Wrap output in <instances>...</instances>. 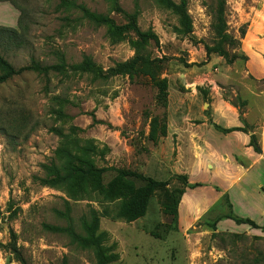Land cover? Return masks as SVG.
I'll use <instances>...</instances> for the list:
<instances>
[{"label":"rangeland","instance_id":"374dc122","mask_svg":"<svg viewBox=\"0 0 264 264\" xmlns=\"http://www.w3.org/2000/svg\"><path fill=\"white\" fill-rule=\"evenodd\" d=\"M187 1L190 35L183 32L179 15L159 0L0 2V27L18 31L16 39L0 43V55L16 68L32 60L61 67L0 84V243L10 242L13 229L26 264L65 259L68 264H264V231L249 225L237 230L232 220L213 230L215 218L230 211L224 195L192 225L180 220L175 225L163 212L162 192L156 191L146 214L127 222L116 216L121 200L95 190L92 182L70 188L44 180L50 179L51 168H64L75 155L104 170L108 190H116L118 183H112L126 170L186 192L187 182L170 172L177 154L174 141L161 137L164 119L212 113L217 99L247 115L245 128L252 130L264 156V0H226L228 31L239 43L230 52L247 57L232 65L216 54L204 64V47L213 43L215 0ZM80 6L117 25L133 15L141 32L154 35L140 53L163 59L156 78L167 82L166 107L159 103L156 80L143 71L105 78L72 69L89 59L105 74L132 59L140 40L135 33L120 34L86 19ZM236 194L232 211L264 225V203L249 207ZM93 217L97 225L90 247H81L74 235L87 237L85 223ZM0 264L20 263L0 247Z\"/></svg>","mask_w":264,"mask_h":264},{"label":"trees","instance_id":"16d2710c","mask_svg":"<svg viewBox=\"0 0 264 264\" xmlns=\"http://www.w3.org/2000/svg\"><path fill=\"white\" fill-rule=\"evenodd\" d=\"M13 0H0V2H6ZM66 2V0H60ZM164 6L169 9L174 10L180 17V23L183 28V32L187 35L193 33V21L188 13V1L180 0V3H175L173 0H159ZM226 0H215V3L211 6L210 13L212 16L211 30L213 33V43L205 45V52L207 60L204 64L209 62V59L212 55L216 54L219 57H222L228 65H232L239 59L247 60L245 55H238L236 53H231L230 50H235L238 48L239 43L234 39V37L228 31L227 18H226ZM15 5V3H14ZM83 16L100 25H108L114 28L120 34L135 33L140 39L138 41L136 55L125 62L118 63L114 68L110 69L107 73H103L100 68H96L93 63L88 59L82 64L75 65L72 67L75 71L81 72H94L98 76H103L105 78L118 75H135L139 72H144L147 75L152 76L156 80V86L159 89L158 100L159 103L166 107L167 106V82L165 80H158L156 74L161 68L163 59L150 58L140 53V46L147 42L148 39L154 38V35L149 33H143L137 26L136 19L133 15L127 14L129 22L125 25H117L114 20L109 18L106 15L98 14L91 12L86 7H79ZM18 31L16 29L0 27V43L7 40L16 39ZM7 37V38H5ZM60 66H42L35 60H32L29 65L16 68L11 64L4 56L0 55V84L7 82L8 80L14 78L15 76L22 75L26 72H37L46 74L50 71H60ZM241 116L243 115L240 113ZM165 125L161 129V137H166L168 133V119L165 117ZM219 128V127H217ZM220 129V128H219ZM245 129L233 128L228 130H223L224 133H229L232 131H240ZM155 134V129L152 131V135ZM254 135L252 136V144L254 145ZM50 179H44L47 184L52 185H68L70 188H80L85 182H92L94 184L95 190L100 191L102 194L117 198L121 200L117 212V218L123 219L127 222H133L143 217L148 209L150 199L156 191L162 192L163 202L162 209L165 215L172 216V221L174 224H177L179 221L178 215V206L182 196L185 193L184 189H170L169 181H156L151 177L144 176L136 172H130L126 170L119 171V181L112 183V186L118 183L116 190H108V187L102 183V175L104 170H99L94 168L93 164L87 161L84 158L69 155L65 167L51 168L50 169ZM177 179H183L187 182V188L194 189L200 187V184H191L188 182V178L185 175H174ZM136 180L141 183V186L136 188L131 181ZM124 180V182H122ZM111 187V185H110ZM115 191L119 192V195H115ZM262 193L264 194V188H262ZM224 201H226L228 208L230 209L229 213L223 216H218L213 222V230H216V225L222 220H232L237 225H249L253 229H260L264 231V226L260 227L255 221L250 218H244L236 215L232 211V205L229 201L227 194L224 195ZM174 206H170L171 204ZM8 210H11V205ZM10 212V211H8ZM97 218L93 217L92 222L85 223V229L88 234L87 237L81 235H74L76 242L81 245V247L89 248L91 243V237H93V232L96 229ZM212 226V225H211ZM50 230L56 232H63L64 229L59 227L47 226ZM0 247L3 248L7 253L14 256V259L20 264H26L25 259L22 256L21 250L17 244V235L13 229L10 230V242L6 245L0 243ZM61 264H68L65 259Z\"/></svg>","mask_w":264,"mask_h":264},{"label":"crops","instance_id":"0c3cea01","mask_svg":"<svg viewBox=\"0 0 264 264\" xmlns=\"http://www.w3.org/2000/svg\"><path fill=\"white\" fill-rule=\"evenodd\" d=\"M260 71L264 73V68ZM213 104L212 113L198 114V117L177 114L168 118L165 139L174 141L177 154L170 172L185 175L189 183L201 185L186 191L180 200L178 215L184 225H192L208 213L225 194L232 209L233 192L249 207H257L258 202L264 203V194L259 190L260 185L264 186V156L259 155L260 151L252 144V130L245 128L247 115L241 116L240 111L224 99H217ZM233 128L245 131L223 132ZM215 187L220 191H215ZM185 197L188 200L184 203ZM226 221L229 220L220 221L219 228ZM235 228L245 230L246 226L236 224Z\"/></svg>","mask_w":264,"mask_h":264}]
</instances>
